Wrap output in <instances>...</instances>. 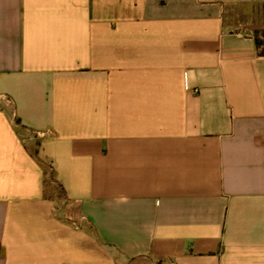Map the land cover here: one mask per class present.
<instances>
[{"label": "crops", "instance_id": "0c3cea01", "mask_svg": "<svg viewBox=\"0 0 264 264\" xmlns=\"http://www.w3.org/2000/svg\"><path fill=\"white\" fill-rule=\"evenodd\" d=\"M251 8L0 0V264H264Z\"/></svg>", "mask_w": 264, "mask_h": 264}, {"label": "rangeland", "instance_id": "374dc122", "mask_svg": "<svg viewBox=\"0 0 264 264\" xmlns=\"http://www.w3.org/2000/svg\"><path fill=\"white\" fill-rule=\"evenodd\" d=\"M236 19L242 23V27L251 29L253 32L256 30V33L264 36V9H243L237 13ZM46 171L48 192L61 198L63 195L61 188L54 182L51 171L48 168Z\"/></svg>", "mask_w": 264, "mask_h": 264}, {"label": "trees", "instance_id": "16d2710c", "mask_svg": "<svg viewBox=\"0 0 264 264\" xmlns=\"http://www.w3.org/2000/svg\"><path fill=\"white\" fill-rule=\"evenodd\" d=\"M256 34H258V33H256ZM262 37L264 39V36H262ZM256 43L259 45L261 42L258 39H256Z\"/></svg>", "mask_w": 264, "mask_h": 264}]
</instances>
